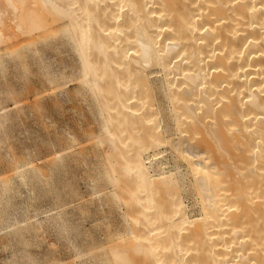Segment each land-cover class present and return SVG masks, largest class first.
<instances>
[{
  "label": "bare ground",
  "instance_id": "1",
  "mask_svg": "<svg viewBox=\"0 0 264 264\" xmlns=\"http://www.w3.org/2000/svg\"><path fill=\"white\" fill-rule=\"evenodd\" d=\"M30 67L90 112L85 138L109 144L93 209L32 204L66 147L53 135L13 153ZM23 192L30 210L12 203ZM49 233L71 264H264V0H0L2 264H65L29 249Z\"/></svg>",
  "mask_w": 264,
  "mask_h": 264
},
{
  "label": "rangeland",
  "instance_id": "2",
  "mask_svg": "<svg viewBox=\"0 0 264 264\" xmlns=\"http://www.w3.org/2000/svg\"><path fill=\"white\" fill-rule=\"evenodd\" d=\"M59 55L60 54L57 55L58 58L57 56H55V54H54L55 57L53 56V54L51 57H54V59L55 58L56 59L66 58L65 57L66 55L64 53L63 55L61 54L62 56H59ZM30 68H29L28 73L31 72V74L27 76L30 81L29 80L28 82L26 81V84H28L25 86V89L27 90V92L26 90H24L25 94L23 96H25L27 93L28 94L24 98L21 97L23 101L25 99L26 103L24 104V102L21 101L22 103L20 107L22 108H20V110L22 111L18 112L19 124H17V122L14 123L15 126L16 124L18 126V127L17 126L16 127L14 126V127L18 129H16V132H13L15 130L12 131L13 138H15V139L12 138L11 141L14 140L12 143L10 142L12 146L15 148V150L13 149L14 152L13 151L12 152L18 155L19 157L22 156L20 155L22 151L21 152L17 151L20 146L17 148L16 147L17 144L14 143L15 141L18 142V139L19 141L21 140L24 145L26 144L27 146H31L32 141L38 142L37 138L39 139L41 138L40 140H44V139L46 140L47 138H52L53 135L54 137L58 136L59 142L61 143L60 145L61 147H66V150L61 151L59 154L60 156L61 155L63 156L61 160L62 161L61 165L63 166H61V168H59L57 172H55L56 175L55 176L53 175L54 177L52 176L53 177L52 179H54V181L51 180L52 184H50V186H47L48 188L47 187L45 188L37 187L36 188L37 190L35 189L34 192L37 191L39 196L35 198V202H33L32 204L37 205V206L41 205L46 208L57 207L60 210H66V211L74 210L77 213H78V209L81 206L83 207L88 206L90 209H93L96 203H95L94 197H92V195L89 193L90 186L92 184L91 180H94L93 178L94 177L96 178V174L100 172L101 163H103V158H104L102 152H104L105 150L104 147L109 146V144L106 140L103 139L104 144L96 146L92 137L85 138L84 134L86 133V131L90 132V131L95 130L96 128L94 127L96 126L95 124H90L88 125V130L89 129L90 130L89 131L87 130L86 123L89 120H91L90 112L88 110H84L85 108H83L84 106L82 102L77 101V100H71L70 98H68L67 100V97L65 96L66 94H64L63 91L54 89V91L52 90L51 92L50 91L44 92V89H42L43 87L40 85L41 83L39 81L40 79H38L39 77L37 76V72L35 71L34 68H31V69ZM37 82H39L40 84ZM31 87L35 92L34 94L31 93L32 91ZM28 88H29V91H28ZM70 88L71 87L69 86V88L66 90H70ZM36 92H38V94ZM33 95L35 97H33ZM26 98H27V101H26ZM29 101L30 102L32 101V102L30 103ZM34 101H36V104L38 103L40 105V107L38 105L39 108L37 107L38 110L35 109L36 106H34L35 108L32 109L33 105L31 106V104L35 103ZM27 105L28 107L30 105L32 107L31 108L32 110L30 109V107L28 108ZM10 107H12V105ZM21 127H23L25 131L21 129ZM89 127H91L93 130ZM63 130L70 131L74 135L75 140H71L69 137L64 136ZM21 131L22 133L20 134ZM17 133H19V135ZM88 135L86 137H88ZM64 137H66L67 139L65 143L62 140ZM40 148L43 150L45 147L43 145H40ZM16 151L17 153H15ZM162 155L165 160V161L163 160V162H165V167L168 168L169 166L170 168H172L173 160H172V157H170L171 155H170L169 150L162 153ZM182 168L183 166H181V169ZM100 184L101 185H99V187L102 186L101 194H103V197H102V202L104 203L103 209L105 213L107 214V216L108 215L110 216V217L108 216L109 217L108 220L111 222L110 224L112 225L115 224L114 226H116L117 224L121 225L122 222L120 218L118 219V217H120V214L122 213V209H121L122 207L120 206V203L117 201V198L112 194L114 189L107 183L104 184L102 182ZM48 190L49 192H47ZM19 196H16L12 200V201L15 200L14 202L11 201L13 204L16 203V205L18 206H20L21 205L20 203L23 202L25 198V192H23V194ZM181 196L183 197L184 204L190 206L192 202L191 200L192 197L191 195H189V192L184 191V193L182 192ZM91 199L92 201H94V203L91 201ZM88 201H90L91 204H89ZM29 205L30 204H27V203L22 204L19 207V209L23 208V206L24 208L26 207L29 209L30 208ZM111 218H113L114 220ZM86 226H89V225L85 224V227ZM28 240L31 243L33 242V244H31L32 246H29V249L32 250L33 252L38 253L40 257L42 256L44 252L48 250H54L56 251L54 252V256H55L54 258L59 257V259H62V261L65 264H71L68 260H66L67 255L65 254L66 252L63 249V244L56 240V237L54 234H50V233L41 234L40 236H38L37 240L36 238L34 239V241L36 240L35 242L31 241L33 240L31 238ZM1 246L2 244H0V264H2L1 260L3 258H6L9 254V249L7 248L4 250L2 249ZM54 258H51L50 261L53 260Z\"/></svg>",
  "mask_w": 264,
  "mask_h": 264
}]
</instances>
